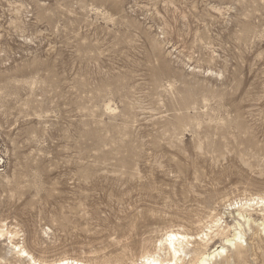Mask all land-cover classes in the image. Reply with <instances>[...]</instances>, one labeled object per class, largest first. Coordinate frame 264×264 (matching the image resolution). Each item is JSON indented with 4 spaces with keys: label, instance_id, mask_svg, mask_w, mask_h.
Returning a JSON list of instances; mask_svg holds the SVG:
<instances>
[{
    "label": "rangeland",
    "instance_id": "374dc122",
    "mask_svg": "<svg viewBox=\"0 0 264 264\" xmlns=\"http://www.w3.org/2000/svg\"><path fill=\"white\" fill-rule=\"evenodd\" d=\"M0 183L6 264L221 245L264 197V0H0ZM255 211L209 264H264Z\"/></svg>",
    "mask_w": 264,
    "mask_h": 264
},
{
    "label": "bare ground",
    "instance_id": "6f19581e",
    "mask_svg": "<svg viewBox=\"0 0 264 264\" xmlns=\"http://www.w3.org/2000/svg\"><path fill=\"white\" fill-rule=\"evenodd\" d=\"M4 185H5V183H4ZM226 207L230 210L236 209L235 212H233V213H236L235 215L237 217L235 220V225L229 227L232 229V232H233L231 237H229V235L226 234L224 228H221L222 225L221 226L218 225L219 222L221 221L220 220L221 217L214 219L215 221H213V223L210 221V224L212 223L213 226H212V224L210 225L208 233H204L203 235H201V237H199V235H198L197 240H199L202 244H205V245L209 241H212V239H216L215 237H219L220 240L222 241V244L219 245L218 247H216L215 249H213L211 251H209L210 249L208 250L206 248L204 250L195 249V248L189 249V244L191 243V236L189 237L186 234H182L183 232L181 233L178 231H172L173 230L172 229L170 231L168 230L167 232L165 231L164 235H162L163 237L157 241V246L155 247V249H156L155 252H152V253L146 252L141 257L140 261L137 263H134V264H209L210 262L214 261L215 259L222 258L224 255H226V250L230 247L235 250L234 255L237 259L240 260L244 255L242 252V249H243L242 243H244V238L246 235L244 229H245V227L249 231L251 229V227L249 228V225H250L249 223H250V220L252 219L251 218L249 220L250 212L255 211L256 209L259 210V212H261V217H260L261 220H260V218L258 219V220H260V222L257 223L256 222L257 219L255 220L256 226L258 228V229L257 228L256 229L258 231L259 230L264 231V197H258L257 196L256 198L245 200V201H243L241 199L240 201H236V202L230 203L228 205L226 204ZM232 210H231V212H232ZM255 213H257V212L255 211ZM1 225L2 224H0V226ZM212 227H216V229H214L213 232H210L211 229H213ZM254 227H255V225H254ZM2 228L0 227V237H2L3 235L5 236L4 227H2ZM6 233H8V232H6ZM212 233H214V234L211 236ZM201 234H202V232H201ZM7 235H9V233ZM8 237H12V235L8 236ZM192 240L195 241L196 239H192ZM194 241H193V243H194ZM9 243L12 244V242H9ZM22 246H20L18 244L13 245L12 251H14L16 249L14 251V253H12L16 256V260L13 261L14 263H17V262L18 263H25V262H27V264H44L41 261L35 260ZM207 246H208V244H207ZM10 248H11V246H10ZM196 248H197V245H196ZM187 255L188 256L191 255V256H189L188 260L186 261L185 258L187 257ZM5 256L3 254H1V252H0V262L1 263L2 262L4 264L8 263L7 261H9V259H7ZM227 257H228V255H227ZM10 258H11V256H10ZM51 264H88V263H86L82 260H77V259H68V258L62 259L61 258L60 260L53 261ZM222 264H229L227 258H224V261Z\"/></svg>",
    "mask_w": 264,
    "mask_h": 264
}]
</instances>
